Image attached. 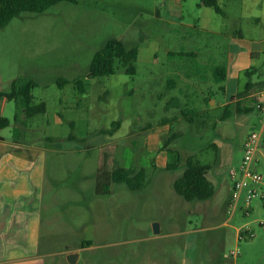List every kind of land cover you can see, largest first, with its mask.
Here are the masks:
<instances>
[{
	"label": "rangeland",
	"instance_id": "1",
	"mask_svg": "<svg viewBox=\"0 0 264 264\" xmlns=\"http://www.w3.org/2000/svg\"><path fill=\"white\" fill-rule=\"evenodd\" d=\"M198 2L186 0L185 7ZM221 2L233 21L216 14L214 32H199L190 47L199 52L192 59H171V51L186 43L171 33L166 0L63 2L41 14H21L0 30V92L9 91L8 79L33 81V102L46 106L45 114L28 121L34 136L26 138L37 143L50 138L44 144L51 151L41 212L46 264H68L65 256L73 253L75 264H264V229L254 224L264 217L259 202H252L249 218L236 213L228 221L226 214L228 171L239 164L246 137L261 129L257 111L237 112V104L241 110L253 107L255 93L244 92L245 84L264 82V16L251 1ZM234 30L254 43L258 65L251 68L254 74L225 85L214 81L212 69L224 63L226 37ZM112 39L137 49L135 75L127 76L117 63L112 76L91 77L93 56ZM184 62L196 71L192 85L173 90L171 79L177 78L171 64L178 68ZM60 80L67 83L59 87ZM77 81L83 92L76 89ZM242 93L236 100L252 95L250 101L208 111L209 95L219 107ZM5 104L11 125L0 135L22 137L21 125L12 131L16 105ZM259 150L255 169L264 176V136ZM188 157L210 167L206 177L215 193L207 201L188 203L173 190ZM175 161L177 170L166 171ZM116 162L143 170L144 187L131 192L112 184L109 195L97 196V170L111 171ZM223 222L227 227L220 226ZM247 223L255 237L236 242L235 229Z\"/></svg>",
	"mask_w": 264,
	"mask_h": 264
},
{
	"label": "crops",
	"instance_id": "2",
	"mask_svg": "<svg viewBox=\"0 0 264 264\" xmlns=\"http://www.w3.org/2000/svg\"><path fill=\"white\" fill-rule=\"evenodd\" d=\"M232 1H241L243 5L251 1L255 3L254 5H260L261 15L264 16V0ZM221 3V0H218L220 9ZM166 4L168 11H171V17H169V12L166 11L171 20V33L178 35V40L186 43L185 46H179L178 51H171V59L175 57L181 59L197 58L199 52L192 51L190 47L195 44L194 42L199 32H214L213 24L216 22V13L209 8H199L197 6L198 3H195L194 8L186 9V0H166ZM221 11L222 14L220 16L222 18L226 19L227 22L233 21V16L229 10L221 9ZM226 38L228 46L224 63L212 69L213 76L215 68H223L224 80L221 83L225 85L231 81L237 82L241 75L245 76V73L249 70L251 74H254L256 69L251 70V68L258 65L259 58L258 50L253 47L254 43L247 42L241 32L234 30ZM181 66L176 68L171 64L172 76L177 78L176 80L171 79V89L173 90L181 91L180 89L190 88L192 85L189 82L196 73L192 63L184 62ZM213 79L215 81L214 76ZM2 81L3 77L0 76V82L2 83ZM13 81L20 80L11 78L5 81L9 84V90ZM257 84H260V92L255 91ZM247 85L250 87L249 90L255 93V97L264 91V82L255 84L247 82L245 87ZM211 96H208V104H210L208 111L217 110L239 101L248 102L252 97V95H248L236 100L238 95H235L231 97L229 102L222 103L218 107L211 99ZM6 102L9 101L0 97V117L3 118H5ZM171 103L174 104L173 106H177L179 102L177 99H173ZM249 108H252V111L254 110L252 105ZM16 109L17 121L14 122L15 126L12 131L15 133L17 124L18 128L21 125L22 129H24L21 134L22 137H15V134L7 137L0 135V264H46L48 254L46 253V244H42L41 241V212L46 183V161L47 155L51 151L44 144L50 138L40 139L38 143L32 139L26 140V138L34 136L27 126L30 119H25L23 110L20 107L16 106ZM203 111L201 110V112ZM189 112L198 113V111L194 110ZM258 154L260 153L258 152ZM116 165L118 168H122L119 167V162H116ZM230 186H228V198ZM220 226L227 227L226 222H223ZM235 241L237 242L236 229Z\"/></svg>",
	"mask_w": 264,
	"mask_h": 264
},
{
	"label": "trees",
	"instance_id": "3",
	"mask_svg": "<svg viewBox=\"0 0 264 264\" xmlns=\"http://www.w3.org/2000/svg\"><path fill=\"white\" fill-rule=\"evenodd\" d=\"M75 4L76 0H0V29L5 28L14 18L21 14H41L52 6L59 3ZM199 8L212 9L216 14L221 15L222 11L218 6V0H199ZM137 60V49H127L119 40H109L104 47L97 52L91 61L89 67V75L91 77H105L114 74L115 65L118 63L123 68L127 76H134L136 73L135 62ZM251 71L245 73L249 76ZM213 76L217 83L224 80V70L217 67L213 70ZM67 82L60 80L58 86L62 87ZM37 87L33 81H13L10 90L7 93H1L0 97L5 98L9 102H13L17 107L23 110L25 119H31L37 115H43L46 112L44 103L35 104L32 98V91ZM75 87L79 92H83L84 87L81 81L75 83ZM250 87H245L247 92ZM244 93V92H243ZM239 94L238 96L243 95ZM252 108L240 109L237 104V112L249 113ZM191 113V112H188ZM193 114V113H191ZM194 115V114H193ZM189 122L192 119L188 114L182 113ZM14 121H17V116H14ZM10 121L0 117V131L10 126ZM113 126L119 127V123H114ZM112 132V131H111ZM109 130L104 131V134H110ZM173 139L170 138L169 140ZM166 141L165 145L168 144ZM177 161L167 165L166 171L174 172L177 170ZM208 165H203L193 157H188L185 160L184 170L181 176L173 183V190L185 202H203L211 199L215 193L214 186L207 179L206 175L209 171ZM112 184H124L131 192L141 190L145 185V174L143 170L135 171L133 169L114 168L111 171L97 170L95 178V193L97 196H106L110 193Z\"/></svg>",
	"mask_w": 264,
	"mask_h": 264
},
{
	"label": "built area",
	"instance_id": "4",
	"mask_svg": "<svg viewBox=\"0 0 264 264\" xmlns=\"http://www.w3.org/2000/svg\"><path fill=\"white\" fill-rule=\"evenodd\" d=\"M254 109L261 116L260 131L251 132L241 147V160L236 167L228 171V178L231 182L230 195L227 201L226 214L230 221L236 213L242 218H249L253 215L255 207L253 201L259 202V207L264 213V176L255 169L257 155L259 152L262 136H264V91L257 97ZM255 227L264 229V217L255 221ZM237 242L251 240L255 237L251 224H244L236 229ZM238 251L229 253L230 258H236Z\"/></svg>",
	"mask_w": 264,
	"mask_h": 264
},
{
	"label": "water",
	"instance_id": "5",
	"mask_svg": "<svg viewBox=\"0 0 264 264\" xmlns=\"http://www.w3.org/2000/svg\"><path fill=\"white\" fill-rule=\"evenodd\" d=\"M152 230L154 234H157L159 232L158 225L153 224ZM77 257H78L77 253H73V254L67 255L65 259L68 264H75L77 261Z\"/></svg>",
	"mask_w": 264,
	"mask_h": 264
}]
</instances>
